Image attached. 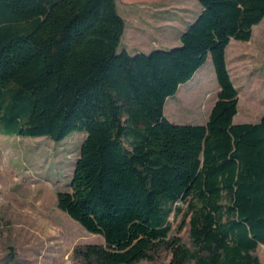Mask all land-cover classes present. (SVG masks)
I'll list each match as a JSON object with an SVG mask.
<instances>
[{"label": "trees", "instance_id": "obj_1", "mask_svg": "<svg viewBox=\"0 0 264 264\" xmlns=\"http://www.w3.org/2000/svg\"><path fill=\"white\" fill-rule=\"evenodd\" d=\"M202 12L171 50L131 55L118 0H0V136L62 142L85 133L71 191L58 206L105 245L86 264H262L264 116L235 123L227 63L248 42L264 0H198ZM212 58L220 86L205 125L174 124L169 97ZM190 215L189 246L169 220Z\"/></svg>", "mask_w": 264, "mask_h": 264}, {"label": "rangeland", "instance_id": "obj_2", "mask_svg": "<svg viewBox=\"0 0 264 264\" xmlns=\"http://www.w3.org/2000/svg\"><path fill=\"white\" fill-rule=\"evenodd\" d=\"M127 28L120 49L131 55L149 54L164 41L179 40L202 12L198 0H118ZM160 46V47H158ZM158 47V48H157ZM137 48V51L134 49ZM231 78L239 92L235 123H258L264 116V20L253 28L248 42L233 40L227 48ZM220 86L212 58L199 75L167 99L165 116L174 124L202 125L218 100ZM85 133L75 132L62 142L49 137L0 136V264H86L76 250L105 245L58 206V193L71 191ZM174 213L170 237L191 246L190 215ZM264 264V246L256 252ZM171 252L162 250L154 261L169 264Z\"/></svg>", "mask_w": 264, "mask_h": 264}, {"label": "crops", "instance_id": "obj_3", "mask_svg": "<svg viewBox=\"0 0 264 264\" xmlns=\"http://www.w3.org/2000/svg\"><path fill=\"white\" fill-rule=\"evenodd\" d=\"M125 33H126V32H125ZM181 36H182V34H181ZM181 36H180L179 40L176 41V43H175L174 41H171V40L168 42V41H166V39H165V41H164V45L162 44L161 46H162V47H167L168 44L170 45L171 43H174L173 45H170L169 47H170V48H174L175 46L178 47V46L181 45ZM158 47H160V46H158ZM158 47H157V48H158ZM154 49H155V48L153 47L152 50H154ZM125 50L129 52L128 49H125ZM134 50L137 51V48L134 49ZM152 50H151V52H153ZM151 52H150V53H151ZM129 53H130V52H129ZM137 53H141V52L137 51L136 54H137ZM198 75H199V71L195 74V76H198ZM195 76H194V79H195ZM213 107H214V106H213ZM212 109H213V108H212ZM211 111H212V110H211ZM209 117H210V115L207 117L208 120H209ZM207 122H208V121H207ZM207 122H206V123H207ZM206 123H204V124H202V125H205Z\"/></svg>", "mask_w": 264, "mask_h": 264}]
</instances>
